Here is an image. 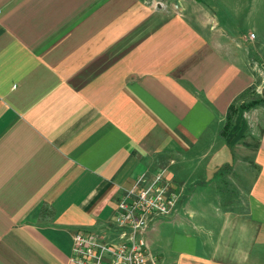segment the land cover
Returning a JSON list of instances; mask_svg holds the SVG:
<instances>
[{
    "label": "crops",
    "instance_id": "crops-1",
    "mask_svg": "<svg viewBox=\"0 0 264 264\" xmlns=\"http://www.w3.org/2000/svg\"><path fill=\"white\" fill-rule=\"evenodd\" d=\"M263 55L264 0H0V264L120 242V201L163 170L158 264H264V132L233 113Z\"/></svg>",
    "mask_w": 264,
    "mask_h": 264
},
{
    "label": "built area",
    "instance_id": "built-area-1",
    "mask_svg": "<svg viewBox=\"0 0 264 264\" xmlns=\"http://www.w3.org/2000/svg\"><path fill=\"white\" fill-rule=\"evenodd\" d=\"M178 201L179 195L171 192L165 170L157 173L150 187L131 191L120 201L116 223L126 228L121 241L101 242L92 234L77 233L71 264H158L150 252L146 232L156 218L170 216Z\"/></svg>",
    "mask_w": 264,
    "mask_h": 264
},
{
    "label": "rangeland",
    "instance_id": "rangeland-1",
    "mask_svg": "<svg viewBox=\"0 0 264 264\" xmlns=\"http://www.w3.org/2000/svg\"><path fill=\"white\" fill-rule=\"evenodd\" d=\"M154 8L159 6L167 8L178 5L179 0H150ZM175 10H177L175 8ZM178 11V10H177ZM249 38H254L253 33L248 35ZM255 73H256V84L248 89L242 96H240L236 102H234L233 113L239 109L243 110L244 119L248 126V134L246 142L256 143V138L253 135L259 136L264 132V102L257 103L259 99L264 98V55L263 58L254 57ZM232 115V112L230 113Z\"/></svg>",
    "mask_w": 264,
    "mask_h": 264
},
{
    "label": "trees",
    "instance_id": "trees-1",
    "mask_svg": "<svg viewBox=\"0 0 264 264\" xmlns=\"http://www.w3.org/2000/svg\"><path fill=\"white\" fill-rule=\"evenodd\" d=\"M258 102H259V103L264 102V98H263V99H259V100L257 101V103H258ZM229 127H230V123L227 125L226 129L224 130V132H226V130L228 131Z\"/></svg>",
    "mask_w": 264,
    "mask_h": 264
}]
</instances>
